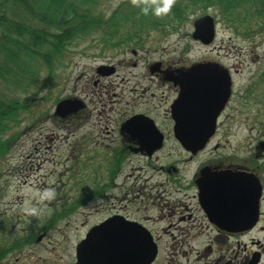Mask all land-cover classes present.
<instances>
[{
    "label": "flooded vegetation",
    "instance_id": "1",
    "mask_svg": "<svg viewBox=\"0 0 264 264\" xmlns=\"http://www.w3.org/2000/svg\"><path fill=\"white\" fill-rule=\"evenodd\" d=\"M216 39L212 44L203 46H211V50L217 51ZM250 51L247 54L238 51V54L246 55L254 62L260 61L259 54L252 59ZM119 63L122 67H116L113 74L94 76L93 85L98 88L101 96L103 90L108 89L105 91L107 95L112 94L118 100L124 101L125 86L117 92L116 85L113 86L107 79L116 76L121 81L118 86H121L122 83L131 81L137 74L132 73V69L123 68L128 64L127 59H122ZM195 63L218 64L219 61L206 59ZM262 64L260 63L254 71L241 67V63L226 68L229 76L225 77L224 81L230 82V93L224 108L216 117L215 124L213 119L215 111L213 112L210 101L224 96L207 90L218 89L219 78L209 75L219 74V71L198 70L202 75L209 76L196 78L197 101L204 103V107H198L195 112L186 107L179 112L174 108L175 101L181 93V86L177 82L186 80L183 74L189 72L187 68L189 66L182 65L180 66L182 68L178 69L164 63H161V68L149 69L147 87L138 98L132 97V102L126 101V104L133 103L130 111L123 113L119 108L115 118H111L110 115L104 119L98 117L99 122L93 125L97 128L95 133L87 131L82 137H77L74 133L76 129L77 131L84 129L85 122L91 114L85 97L82 98L85 103L83 108L66 117L54 116L57 122L65 123L69 127L73 136L77 139L83 138L85 147L90 148H86V152L88 163L92 165L85 167L93 172V176L86 184L82 181L84 197L70 196L67 199L71 205L69 214H76L81 207H84L87 216L99 214L100 219L89 225L87 232L97 225L109 222L108 235L147 234L156 249L155 257L149 264H259L262 252L256 251L251 254L250 250L244 248V242L240 238L260 227V222L264 221ZM203 82L214 84L203 85ZM88 83L86 80V85ZM157 86H164L161 91L165 97L163 102H166L163 115L160 114L159 103L153 102L156 91L151 89ZM134 91L136 90L133 89L129 93H135ZM149 91L152 96L146 97L145 93ZM110 98L112 100L110 99L108 103L114 102L115 99L112 96ZM112 109L113 107H110V110ZM103 110L106 112L104 108L99 113L102 114ZM80 115L83 116L79 117ZM136 115L142 117L132 119ZM177 118L189 139H202L204 134L212 132L207 147L196 151L183 148L174 131ZM82 121L84 123H80ZM204 123L209 125L204 126ZM256 128L260 129L261 137L254 139V145L251 149L248 148L241 159L235 157L229 160L211 159L217 156L220 143L215 144L210 157H206L205 160L201 158L213 142L249 136ZM159 138L162 140L161 148L156 149V141ZM246 147L248 143L244 149ZM166 149L167 152L164 154L169 159H174L173 161L159 157ZM95 157H98L96 164L93 161ZM83 160L85 161L84 157ZM150 162L161 164L152 165ZM190 164L197 166V170L188 180L187 169L182 166ZM204 167H208L212 172L254 174L260 180L262 190L258 203L251 205L249 197H203L199 185L201 182L198 184V179ZM148 171L152 173L148 175ZM154 173L160 178L152 181ZM54 201L55 198L51 203ZM95 204L100 206L96 207ZM251 219L257 221L252 228L249 227ZM86 223L85 221L84 226ZM261 228L264 230V224ZM236 238L237 241L234 240ZM234 244L239 252L237 258L235 249L231 248Z\"/></svg>",
    "mask_w": 264,
    "mask_h": 264
},
{
    "label": "rangeland",
    "instance_id": "2",
    "mask_svg": "<svg viewBox=\"0 0 264 264\" xmlns=\"http://www.w3.org/2000/svg\"><path fill=\"white\" fill-rule=\"evenodd\" d=\"M161 3L163 4L164 0H161ZM121 5H123L120 13L121 24H124L130 15L140 11V8L135 5L137 8H133L132 0H126V2L125 0H103L99 7L104 6L105 11L110 13L113 8L116 9ZM206 8L207 10L199 12L198 10H185L184 16L180 20L166 18L162 20L161 24H157L160 26L158 29L151 28L149 24H143L146 26L144 28L140 24L142 17L156 18L157 16L151 14V10L148 15L142 13L140 18L137 17L128 24L132 30H123L129 31L131 37L127 33L121 32L120 39H126L127 42L123 44L122 48L107 49L101 41V35L91 33L71 45V53L54 76L50 77L46 69L42 70L36 89L27 95L28 101L31 103L30 110L26 111L20 122L5 134L10 148L0 160V242H8L10 246L13 240L7 239V232L22 230L30 233L32 227L36 228V231L39 230V235L44 234V236L41 241H37L36 235L31 244L13 249L11 252L7 251L0 259V264H75L76 245L84 239L89 225L98 222L100 215L87 216L84 207H81L76 214H70L67 218V214H64L52 225L49 222L54 216L52 209L55 201L53 203H51L52 200L38 201L31 194L50 188L54 189L55 193L57 192L55 200L59 197L57 190L63 192L65 196L60 195L62 198L60 202L66 201V198L70 196L77 197L75 192V180L78 179L76 178V167L82 157L85 158V161L83 166L80 165L78 168L83 171L84 184L93 176V172L85 167L92 165L88 163V152H86L88 147H85L83 138L77 139V137H82L87 131L95 133L97 128L93 125L99 122L98 117L104 119L110 115L111 118H115L119 108L123 113L130 111L133 103L126 104V101L132 102V97L138 98L142 90L147 87L149 69L152 64L155 65L156 62L161 61L164 64L180 67L213 59L228 68L230 65L237 66L241 63V67L251 71H254L260 63L262 64L264 60V21L255 19L243 23H230L224 19L223 15L225 14L217 7L206 6ZM204 13L212 15L217 23L218 52L211 50V46L206 47L195 42L191 36L194 21L205 15ZM227 13L226 15H228ZM232 24L248 25L242 29ZM116 42L120 43V41ZM258 45L259 47H256ZM249 50H251L250 57L253 59L256 54H259L260 61L254 62L246 55L239 56L238 54V51L247 54ZM122 59L128 60V64L123 68L132 69L131 72L137 74L136 77L122 83L121 86H118L121 81L116 76L107 80L112 82L113 86L116 85L117 92L125 86V100L120 101L112 94L107 95L105 91L108 89L103 90L101 96L98 88L93 85V77L97 76L96 70L102 64L121 68L119 62ZM86 80L89 81L88 85H86ZM163 87L157 86V90L156 88L151 89V91H156L153 102L159 103L158 108L162 115L166 106V102H163L165 97L161 94ZM6 89H8L7 86ZM133 89L136 90L135 93H129ZM0 90L5 91L3 87H0ZM73 96L85 97L91 112L85 122L84 129L74 131L77 137L72 135L65 123L57 122V118L54 117L56 104L64 98ZM111 96L115 100L108 103L112 100ZM145 96L151 97L152 93L149 91L145 93ZM110 107L113 109L110 110ZM104 108H106V112L104 113L103 110L100 114L99 112ZM69 115L70 113H67L65 116ZM80 123H84V121ZM259 131L260 129L256 128L249 136L215 141L201 158L205 160L206 157H210L214 152L215 144L220 143L218 157L214 156L211 159L226 158L229 160L233 157L241 159L243 154L247 153L248 148L251 149L254 145V139L261 137ZM248 137L250 138L248 139ZM247 143L248 147L244 149ZM166 152L167 149L159 157L169 159L164 154ZM169 160L173 161L174 159ZM93 161L96 164L98 157H95ZM150 163L152 165L161 164V162ZM182 167L187 169L188 180L197 170V166L194 164ZM151 173V171L147 172L148 175ZM154 174L155 176L151 178L152 181L160 178L157 173ZM82 196L83 194L80 197ZM26 200L31 206L40 209L38 216H29L20 210ZM58 205L60 206V203ZM97 205L94 206H100ZM85 221L87 223L84 226ZM262 224L264 221H261L259 225L262 226ZM261 226L240 239L244 242V248L250 250L251 254L256 251L262 252L259 264H264V230ZM43 230H46L47 233L41 232ZM234 240L237 241L238 238ZM231 248L235 249L237 258L239 256L237 246L234 244L231 245Z\"/></svg>",
    "mask_w": 264,
    "mask_h": 264
},
{
    "label": "trees",
    "instance_id": "3",
    "mask_svg": "<svg viewBox=\"0 0 264 264\" xmlns=\"http://www.w3.org/2000/svg\"><path fill=\"white\" fill-rule=\"evenodd\" d=\"M102 1L0 0V87L4 90L6 86L8 88L0 90V160L10 148L5 134L30 110L27 95L36 89L43 69L50 77L54 76L71 53V45L91 33H99L107 49L119 48L127 43L126 39H120V34L123 30H132L128 24L140 18L142 12L133 13L121 24L123 5L108 13L104 6L99 7ZM155 3L162 5L161 0ZM132 6L137 8L134 4ZM206 6L217 7L230 23L255 19L264 21V0H174L163 16L142 17L140 24H149L151 28L158 29L160 26L157 24L166 18L180 20L185 10L199 12L207 10ZM232 25L243 29L248 24ZM122 33L131 37L129 31ZM68 211L59 209L49 224ZM31 231L7 232V239L13 241L10 246L8 242H0V259L7 251L31 244L36 230L32 227Z\"/></svg>",
    "mask_w": 264,
    "mask_h": 264
},
{
    "label": "water",
    "instance_id": "4",
    "mask_svg": "<svg viewBox=\"0 0 264 264\" xmlns=\"http://www.w3.org/2000/svg\"><path fill=\"white\" fill-rule=\"evenodd\" d=\"M214 25V19L209 15L197 19L194 22L193 38L202 41L204 44H209L215 35ZM102 68L103 67L98 70L100 73H103ZM190 69H214L219 71V74L210 75L214 78H219L218 89L210 88L207 90L209 92L217 93L219 96H224L223 98L219 97L218 99L215 98L210 101L212 110L213 112L215 111V113H213L215 124L216 117L224 106L225 98L229 94V82L224 81V78L228 77V75L227 73H224V68L218 64L199 65ZM198 77H203L199 71H189L183 74V78L186 80L177 82L181 86V93L180 97L175 102V111L177 109L181 112L183 108L189 107L195 112L198 107H204V103L197 101L198 82L196 78ZM188 78L192 80L188 81ZM212 84H214V82H203V85L211 86ZM82 106V102L77 99L62 100L57 105L56 114L64 116L66 113L81 108ZM207 125L209 124L204 123V126ZM175 134L183 147L187 150L196 151L202 149L206 145L212 132L204 134L202 139H189L183 131L182 123L177 118ZM156 142V148L161 147L162 140L159 138ZM238 180L239 177L237 175H229L228 173L220 174L217 172L209 173L208 169H204L202 170V177L198 180V184L201 182L199 185L204 197H230L238 190ZM241 180H243V177ZM256 188V185L251 182V205L256 204V200L258 201L260 195L259 189L258 193H253ZM213 204L216 203H211V205ZM255 222L256 220L251 219L250 226L252 227ZM108 225L109 222H105L101 225L95 226L87 234L86 238L77 245V264H149L153 260L156 249L150 236L147 234L108 235Z\"/></svg>",
    "mask_w": 264,
    "mask_h": 264
},
{
    "label": "clouds",
    "instance_id": "5",
    "mask_svg": "<svg viewBox=\"0 0 264 264\" xmlns=\"http://www.w3.org/2000/svg\"><path fill=\"white\" fill-rule=\"evenodd\" d=\"M173 2L174 0H164V3L160 5L155 3V0H132V3L139 7L140 11L144 15H148L149 11L151 10L152 14L155 16H160L164 13H167L170 10ZM31 195L38 201H50L55 198L56 193L54 189L49 188L33 192ZM20 210L29 216H38L40 214V209L35 206H31L27 200L24 202V205Z\"/></svg>",
    "mask_w": 264,
    "mask_h": 264
}]
</instances>
